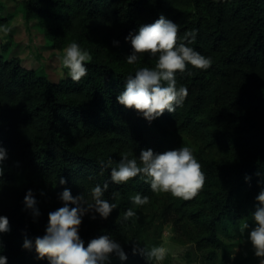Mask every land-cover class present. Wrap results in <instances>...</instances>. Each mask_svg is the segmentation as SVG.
I'll return each mask as SVG.
<instances>
[{
	"label": "trees",
	"instance_id": "trees-1",
	"mask_svg": "<svg viewBox=\"0 0 264 264\" xmlns=\"http://www.w3.org/2000/svg\"><path fill=\"white\" fill-rule=\"evenodd\" d=\"M28 19L39 22L57 49L75 40L93 56L87 75L50 79L24 65L18 55L0 52V145L7 149L0 175V214L9 230L0 233L7 264H49L37 258L34 243L43 235L47 213L60 206L59 192L91 199L96 183L108 182L103 198L114 201L107 218L85 213L81 238L108 234L120 242L126 258L114 252L104 264H157L147 253L159 246L167 226L174 239L190 244L204 264H258L247 235L254 199L264 181V0H21ZM163 13L178 23L179 37L196 30L192 46L212 58L207 69L190 63L177 71V86L188 94L174 112L149 122L137 110L116 101L129 73L153 66L155 57L135 64L125 57L131 44L124 36ZM6 17L0 14V25ZM116 39L119 44H113ZM187 145L205 174L203 186L189 199L153 192L140 176L117 184L110 179L122 151L139 155ZM109 157L113 165L101 161ZM245 174L250 180H245ZM66 180L60 184V177ZM32 188L40 215L23 206ZM136 192L147 204L122 219ZM136 249L133 251V249ZM165 264H168L165 262Z\"/></svg>",
	"mask_w": 264,
	"mask_h": 264
},
{
	"label": "clouds",
	"instance_id": "clouds-1",
	"mask_svg": "<svg viewBox=\"0 0 264 264\" xmlns=\"http://www.w3.org/2000/svg\"><path fill=\"white\" fill-rule=\"evenodd\" d=\"M178 23L161 13L150 23H141L137 30H129L124 36L125 41L131 44V52L125 57L128 64H135L143 55L155 57L153 66H139L129 73L124 87L116 94V101L129 108L137 110L149 122L160 117L165 110L174 112L183 104L188 89L185 85L177 86V71L183 72L187 64L196 68L207 69L212 64V58L199 52L192 46L196 40V30L185 31L179 37ZM8 27L0 26V32L7 33ZM113 44H119L116 39ZM92 53L87 48L73 40L63 49L60 60L66 75L73 81H79L87 75V62L92 61ZM65 75V73H61ZM7 149L0 145V175L3 174V162L7 158ZM105 166L113 165L109 157L101 161ZM140 176L149 183L153 192H169L182 199L192 198L203 186L205 174L199 160L191 147L181 145L163 151H154L152 147L141 148L138 157L131 150L120 153L115 166L110 168L111 181L120 184L130 178ZM244 179L250 180L245 174ZM66 182L63 176L59 183ZM264 184V181H257ZM108 182L96 183L91 187V199L85 200L82 194L73 195L70 188L65 187L59 192V199L63 203L47 213V222L43 235L35 240H23L24 248H34L37 258H46L49 264H104L110 253H115L120 259L126 258V253L120 242L112 239L108 234L94 236L88 240L81 238L78 231L85 213L92 212V218L98 213L107 218L113 208L114 201L103 198ZM132 206L122 213L123 220L136 216V208L149 201L147 194L136 192L129 197ZM254 199L258 201L255 210L251 213L254 223L244 220L240 231L248 228L247 238L250 240L254 254L259 257L258 264H264V186L260 187ZM23 206L31 209L35 218L40 215L36 196L32 188H28L23 196ZM9 230V217L0 214V233ZM3 245L0 244V247ZM136 249L134 248L133 251ZM167 249L163 246H153L147 253L149 258L163 260ZM7 255L0 252V264H7Z\"/></svg>",
	"mask_w": 264,
	"mask_h": 264
},
{
	"label": "rangeland",
	"instance_id": "rangeland-1",
	"mask_svg": "<svg viewBox=\"0 0 264 264\" xmlns=\"http://www.w3.org/2000/svg\"><path fill=\"white\" fill-rule=\"evenodd\" d=\"M0 14L7 21L2 26L9 28L7 33L0 32V52L10 57L20 56L24 65L36 68L39 73H46L50 79L67 77V70L60 60L64 48H55L43 34L39 22L26 17L21 0H0ZM62 72L65 75L62 76ZM159 246L166 248L167 254L157 264H204L190 244L174 239L171 226L165 228Z\"/></svg>",
	"mask_w": 264,
	"mask_h": 264
}]
</instances>
